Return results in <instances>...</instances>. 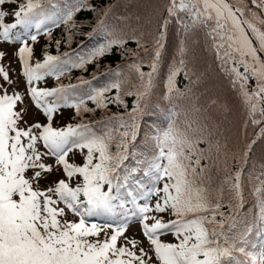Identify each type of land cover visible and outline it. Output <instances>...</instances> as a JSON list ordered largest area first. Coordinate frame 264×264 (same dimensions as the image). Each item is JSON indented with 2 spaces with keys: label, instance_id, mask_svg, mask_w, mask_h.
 <instances>
[{
  "label": "snow or ice",
  "instance_id": "6c2138e0",
  "mask_svg": "<svg viewBox=\"0 0 264 264\" xmlns=\"http://www.w3.org/2000/svg\"><path fill=\"white\" fill-rule=\"evenodd\" d=\"M6 4L16 7L8 10ZM114 7L98 9L88 0H0V43L21 45L15 56L25 78V92L18 91L17 81L0 64V264H264V163L255 175L245 176L253 145L264 140V127L230 154L233 169L226 146L213 142L206 126L194 128L189 121L181 126L174 103L191 99L193 85L200 82L188 67L189 41L198 43L200 32L249 121L264 124V0H166L156 9L155 23L147 21L150 30L127 26V32L106 23ZM82 11L98 14L89 37L100 36L101 42L86 56L45 52L33 64L29 41L36 43L41 34L51 37L52 26L63 24L70 42L71 29L78 27L74 18ZM173 23L181 39L163 96L170 106L162 109L150 101ZM129 42L136 48H127ZM113 48L132 58L125 65L127 76L106 72L115 79L101 87L83 78L77 84L59 83L71 69H84ZM5 55L0 51V61ZM180 75L189 81L183 90L176 83ZM47 77L57 86L38 87ZM26 96L46 123L25 119ZM124 97H134L130 110ZM87 101L96 109L112 104L125 111L53 127L61 108H72L77 116L93 112ZM161 115L164 121L157 122ZM74 150L83 154L82 164L69 162ZM246 180L258 209L251 222L242 214ZM94 217L111 222L89 223ZM133 221L141 225L147 250L125 235ZM168 234L176 242L161 240Z\"/></svg>",
  "mask_w": 264,
  "mask_h": 264
},
{
  "label": "trees",
  "instance_id": "16d2710c",
  "mask_svg": "<svg viewBox=\"0 0 264 264\" xmlns=\"http://www.w3.org/2000/svg\"><path fill=\"white\" fill-rule=\"evenodd\" d=\"M165 2L166 0H88V3L94 4L98 9L109 4H114L113 13L107 18L106 23L115 25L118 28H124L126 32L129 31V27L127 26L136 28L139 25H143V30H150L153 25L148 24L147 21L152 19L153 23H155L156 9L161 8ZM97 15V13L90 11L78 13L74 18L78 27L71 29L72 39L70 42L68 41V26L63 24L53 26L51 37L44 34L40 36L37 44L38 53L44 55L47 52L51 55L63 56L67 52L71 54L73 59L78 54L88 55L101 42L100 36L89 37V33L96 26ZM180 39L179 29L173 23L169 26L167 44L156 77V87L150 101L152 106L158 105L162 109L170 106L169 102L163 99V96L166 92V78L169 67L176 57V49ZM196 39L198 43L195 45H192L191 41H189V46L193 49V55L188 67L195 73L192 77L193 80L197 76H200L201 79L198 84L193 85L192 91L194 95L190 94L191 99L185 98L174 102L176 111L180 114L178 122L181 123V126H183L184 121L193 122L194 128L197 124L206 126L207 131L211 133L210 139L213 142L218 141L221 145L226 146L224 151L229 153V162L234 169L235 162L231 161L230 154L237 151V149H242L245 143L250 142L259 132L260 128L264 127V124L253 125L249 121L247 111L241 99L231 87L228 77H226L218 65L215 55L210 48V41H207L200 32H197ZM58 40L60 41L59 47L56 44ZM126 47L135 49L136 44L129 42ZM140 54L141 57H144L142 50ZM261 55L264 58V54ZM131 59L122 49L113 48L109 54L97 59L95 62L87 64L84 69H71L61 77L59 83L65 85L77 84L80 78H83L92 81L94 87H101L107 80L115 79L114 76L103 75L106 72L120 70L127 76L128 69L125 65L131 62ZM117 66H119V69ZM143 70L148 71L149 69L145 66ZM94 76L99 77V79H93ZM132 79L135 80L134 74L132 75ZM176 83L177 87L181 90L189 85V81L183 75L177 77ZM51 84L56 87L58 82L52 78ZM254 86L255 82L253 81L249 87L251 89ZM114 94L115 90L108 93V95ZM124 99L130 110L134 103V97H124ZM212 100H215L216 104H211ZM221 105L226 106L227 110L220 107ZM87 107L95 110L77 116L73 109V113L69 117L70 123L77 124L82 120L84 122L99 121L113 113H123L125 111L123 107L112 104L109 105L108 110L96 109V105L92 101H87ZM196 109H199V111H196ZM152 120H157V117H152ZM163 121L164 116L161 115L157 122ZM246 121H248L247 125ZM145 130L146 128H142L141 135H143ZM261 163H264V140H257L249 155V160L245 167V176L247 177L249 173L255 175ZM250 188L251 185L246 180L245 204L242 214L248 222H251L258 212L255 198L250 194ZM224 211H228V209L225 208Z\"/></svg>",
  "mask_w": 264,
  "mask_h": 264
},
{
  "label": "rangeland",
  "instance_id": "374dc122",
  "mask_svg": "<svg viewBox=\"0 0 264 264\" xmlns=\"http://www.w3.org/2000/svg\"><path fill=\"white\" fill-rule=\"evenodd\" d=\"M4 7L8 10H11V9H14L16 5L6 4ZM11 19H12L11 16L7 18L9 22L11 21ZM38 42H39V38H38V41L34 44L32 41H29L30 46H32L34 49V55L32 58L33 64H35L37 60H40V61L43 60V56L40 55L37 51ZM19 46H20L19 43H16V44H9L6 42L0 43V51H3L6 54L3 60L0 61V64H3V66L6 67V69L9 72L10 78L17 81V83L13 85V87L16 88L18 91L25 92V78L22 76V69L20 68L19 63L17 61V57L15 56V52L18 50ZM51 80H52V77H47L45 78V80L38 82L37 86L41 88H52ZM0 83H3L2 78H0ZM8 90L11 93L13 88H9ZM31 104L32 103H30V100L26 96L25 105L28 108V113L25 119L28 120L29 123H32L35 121L46 123L47 121L45 120V117L42 115V113L39 110H36ZM72 113H73L72 108H61L59 112L55 115L52 121L53 127H64L67 124H71L69 117L72 115ZM68 159H69V162L71 163L82 164L83 154L79 150H74L72 153L69 154ZM48 162L52 163L53 160L49 159ZM60 175L62 176V173ZM53 178H58V177H53ZM99 218L102 219L103 217H99ZM169 218L170 217L165 216L166 220ZM69 219H74V217L70 215ZM88 222L89 223H93V222L99 223L98 221L89 220V219H88ZM108 231L109 233H111L112 230L108 229ZM125 235L129 237L130 239L135 238L138 241H141L140 246L144 247L146 250L148 249V241L143 237L141 233V225L138 222H135V221L131 222L127 228V231L125 232ZM161 240L165 243L176 242L175 237L171 234L163 235ZM121 242H123V238H121V240L118 241V246H119V243Z\"/></svg>",
  "mask_w": 264,
  "mask_h": 264
}]
</instances>
